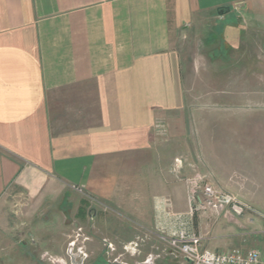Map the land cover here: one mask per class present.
Listing matches in <instances>:
<instances>
[{"label":"crops","instance_id":"0c3cea01","mask_svg":"<svg viewBox=\"0 0 264 264\" xmlns=\"http://www.w3.org/2000/svg\"><path fill=\"white\" fill-rule=\"evenodd\" d=\"M205 15L264 24V0H0V230L9 188L43 213L85 194L139 227L152 226L155 198L188 210L184 187L157 171L173 158L160 139L182 135L178 46ZM196 196L194 220L206 207ZM97 221L91 256L104 226ZM203 245L218 247L210 238ZM159 258L171 260L150 250L134 264Z\"/></svg>","mask_w":264,"mask_h":264},{"label":"rangeland","instance_id":"374dc122","mask_svg":"<svg viewBox=\"0 0 264 264\" xmlns=\"http://www.w3.org/2000/svg\"><path fill=\"white\" fill-rule=\"evenodd\" d=\"M178 48L182 135L160 139L173 158L157 174L183 186L187 195L185 181L200 177V185H216L247 206L250 211L242 217L224 209L198 210L194 229L216 243V251L255 249L264 260V24L242 18L237 22L232 15L223 20L205 15L183 33ZM4 197L0 238L8 248L1 245L0 264L19 263L20 251L19 264H134L150 250L171 259L169 263L159 258L157 264H185L169 247L157 212L151 227H139L122 215L121 207L91 202L85 194L68 196L63 204L48 206L46 213L36 212L15 188ZM156 202L176 212L169 200L158 197ZM94 215L96 226L104 228L94 231L98 251L91 256L86 244L93 235Z\"/></svg>","mask_w":264,"mask_h":264},{"label":"built area","instance_id":"2783aa9c","mask_svg":"<svg viewBox=\"0 0 264 264\" xmlns=\"http://www.w3.org/2000/svg\"><path fill=\"white\" fill-rule=\"evenodd\" d=\"M156 129L161 136L165 135L166 129L163 125H157ZM201 181L202 178L200 177L196 180L185 181L189 203L186 212H172L164 208L162 203L158 205V212L164 220L169 247L176 250L187 264H264L260 252L255 249L248 251L232 249L218 252L209 250L203 245L205 238L194 229V204L197 201V194L198 199L206 207L216 211L224 209L236 217H242L250 209L239 203L231 194L216 189L207 183L200 185ZM72 189L81 193V189L76 186H73Z\"/></svg>","mask_w":264,"mask_h":264},{"label":"trees","instance_id":"16d2710c","mask_svg":"<svg viewBox=\"0 0 264 264\" xmlns=\"http://www.w3.org/2000/svg\"><path fill=\"white\" fill-rule=\"evenodd\" d=\"M225 11H226V10H224V9H218V12H222V14H224Z\"/></svg>","mask_w":264,"mask_h":264}]
</instances>
